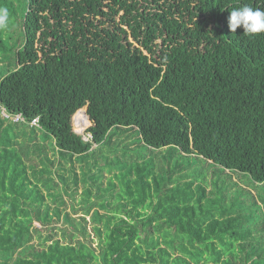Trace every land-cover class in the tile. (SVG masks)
<instances>
[{"label": "trees", "instance_id": "1", "mask_svg": "<svg viewBox=\"0 0 264 264\" xmlns=\"http://www.w3.org/2000/svg\"><path fill=\"white\" fill-rule=\"evenodd\" d=\"M19 1L0 0V264H264V34L228 23L264 0Z\"/></svg>", "mask_w": 264, "mask_h": 264}, {"label": "clouds", "instance_id": "2", "mask_svg": "<svg viewBox=\"0 0 264 264\" xmlns=\"http://www.w3.org/2000/svg\"><path fill=\"white\" fill-rule=\"evenodd\" d=\"M228 23L233 34L237 32V29L242 28L245 36H259L264 34V9L254 8L247 4L241 7H231Z\"/></svg>", "mask_w": 264, "mask_h": 264}, {"label": "rangeland", "instance_id": "3", "mask_svg": "<svg viewBox=\"0 0 264 264\" xmlns=\"http://www.w3.org/2000/svg\"><path fill=\"white\" fill-rule=\"evenodd\" d=\"M17 5H18V6H22V2L19 1V0H17ZM84 113L86 114L85 111H84ZM3 114L6 115V116H8V114L5 113V112H4ZM8 117H10V116H8ZM84 119H85V118H84ZM81 121H82V120H81ZM84 123H85V120H84ZM77 124H79V123H78V121L76 122V120H75V130H76L77 132L81 133V134H84L86 128L88 127V125H85L84 129L80 130V129L78 128V126H76ZM85 139L88 140V137L86 136ZM124 141H126V140H124ZM112 146H113V147H116V144H112ZM120 147H122V145H120ZM120 147L117 146V149L120 148ZM108 151H109V146H108V147H104L103 152H108ZM143 151H144L143 149H140L139 152L143 153ZM116 155H121V150H120V149L118 150V153H117V154L110 155L111 159H113L114 156H116ZM128 158H129V157H128ZM130 158H131V159H134L132 156H130ZM125 160H126V159H125ZM125 160H124L122 163L126 162ZM104 162H105L104 160H100V165H103ZM80 166H81L80 164H78V163L76 164V170H77L78 173L81 171ZM195 168H202V167L200 166V167H195ZM184 173H185V172H184ZM184 173H183V174H184ZM183 174L181 173L180 176H183ZM105 175H106V177H107V179H104V182H105L106 184L110 181V179L115 180V177L113 178V174L111 175L110 173H106ZM237 175L239 176L241 182H242L244 185H246V187L248 188V189H246V190L251 191V193H253V194H255V195H258V194H259V191H261V188H259V187H260L259 185H262V184H258L257 187H256V186H253V185L250 184V181H249L247 178H245L244 176L239 175V174H237ZM235 178H236V179H235L236 181H237V179H239V178H237L236 176H235ZM78 189H79L78 192H77L78 194H77V196H76L77 199H79L82 190H84L83 188H81V186H79ZM95 189H96V188L94 187V188H93V191H94ZM258 198H259V197H258ZM66 209H67V211H70L69 208H66ZM103 212H104V211H103ZM82 213H83V211L80 210V211L78 212V214L76 215V217L81 216ZM87 219L90 220V219H91L90 216H88ZM35 226L38 227V228L41 227V225H40L39 223H36ZM89 229H90V230L92 229V225H91V223H90V225H89ZM46 236H47V233H45V234L43 235L42 239L44 240V239L46 238ZM37 241H38V239L35 238V239L33 240L32 243H35V242H37ZM97 243H98V242L95 241V245H97Z\"/></svg>", "mask_w": 264, "mask_h": 264}, {"label": "built area", "instance_id": "4", "mask_svg": "<svg viewBox=\"0 0 264 264\" xmlns=\"http://www.w3.org/2000/svg\"><path fill=\"white\" fill-rule=\"evenodd\" d=\"M6 117H8V116H6ZM13 120L16 121V122L24 121V118L21 115H17L15 117H13ZM31 124L34 125V126H39V118L34 119Z\"/></svg>", "mask_w": 264, "mask_h": 264}]
</instances>
